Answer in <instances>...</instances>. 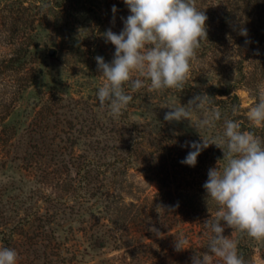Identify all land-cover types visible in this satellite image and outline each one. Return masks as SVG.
<instances>
[{"label": "trees", "instance_id": "obj_1", "mask_svg": "<svg viewBox=\"0 0 264 264\" xmlns=\"http://www.w3.org/2000/svg\"><path fill=\"white\" fill-rule=\"evenodd\" d=\"M51 2V5L56 8L63 6L77 16L85 14L93 19L97 17L101 5L98 0H52ZM196 2L197 7L203 10L208 17L206 21L207 40L203 41L197 50V57L192 63L189 75L190 82L195 83L197 88L195 89L194 85L187 80L181 92L191 93L194 90L196 94L206 93L210 96L211 107L220 111L221 119L215 122V132L212 133L209 141L222 134L225 119L236 120L241 124L242 131H252L264 138V127H256L247 119L246 110L241 107L237 93L238 90L245 89L256 98L264 85V72L261 73L251 68V65L264 53V0H196ZM40 9L42 7L37 0L32 2L0 0V11L7 13L5 22L8 27L0 31V123L10 116L34 78L43 73L39 66L38 53L34 51L37 48V34L33 23L35 12ZM242 29L247 30V36L240 34ZM219 42L223 44L217 47ZM243 51H248L251 55H245ZM257 52L259 54H256ZM227 53H233L236 57L232 63H227L224 58L217 59L218 56L223 57V54L225 56ZM40 95V107L37 113L42 114L41 118L44 120L40 121L35 128H31L23 136H18L13 127L0 128V144L10 143L5 151L11 154L9 161L23 171H32L40 166L37 160H30V156L35 159L33 152L35 146L30 140L33 133L49 134L50 131L46 124L49 117H53L57 122L62 110L70 112L76 108L80 110L82 106L88 108L95 106L85 101L65 98L53 88L48 92H41ZM233 106L239 109L235 114L232 112ZM128 114L127 108L119 116L120 131L111 127L113 126L112 119L105 117L103 113L100 114L103 117L102 120L92 119L87 123L84 121L81 122L83 124H79L78 128L75 125L71 126V123L68 126H66L67 122L64 123L68 127V132L62 127H51L56 129L57 137L54 138L56 141L61 142L60 138L67 135L74 138L82 136L88 141L84 149L88 152L87 154L70 156L66 161H63L61 153L65 145L60 146V150L59 145L57 143L55 145L56 150L53 152L56 154L52 155L50 161L59 168L66 167L67 169L69 165L68 169H74L75 176L70 186L71 195L53 199L52 215L56 212L61 213V211H70L79 217H82L83 213L89 215L88 220L82 218L81 223H89L87 226L88 247L92 252L100 251L101 254H107L113 250L125 249L122 260L119 257L102 258L98 259L95 264H148L151 257L154 260V255L157 254L156 249H152L153 241L149 240L150 236H155L156 232L150 229L155 228L159 232L167 233V236H173L179 235L178 227L185 223L193 227L192 223H189L194 221L193 208L183 209L184 214L181 217L179 208L173 203L178 197L191 201L193 195L187 192L176 196L172 186L174 174L168 162L175 155L183 156L181 145L186 140L181 141L177 138L179 137L176 134L178 132H172L173 130L160 129V134L153 133L142 122L130 120ZM74 134L77 135L74 136ZM45 138L43 137L44 142ZM26 139L27 141L24 142ZM49 140L51 141V138ZM193 141L202 142L199 139ZM71 145L73 147L75 141H72ZM96 149H98L97 152ZM201 153L206 161L203 162L202 158L197 157L202 162L198 172L202 182L200 197L214 201L208 198L203 184L208 179V170L215 167L218 160L223 159V151L215 144H209ZM224 163L223 160L218 161V166L222 168ZM132 166L140 168L145 178L156 180L159 184L160 190L155 199L161 207L158 210V220L153 217V212L145 202L132 200L127 203L119 194H114L111 190L112 183L108 174L117 169L123 173ZM0 168H4L3 163L0 164ZM70 178L62 179V185L64 186V182L68 180L71 181ZM217 210L218 205L216 204V207L210 210L213 215L210 217L211 220L215 219ZM46 214L49 215V211ZM115 219L118 221L115 222ZM69 230L73 232L71 226ZM201 231L204 233L203 236L212 234L206 225L201 228ZM230 231H233L235 236H248L236 229L230 228ZM12 235L10 232L8 238L2 237L3 247H8L10 242L13 243ZM40 238H43L41 240L46 241V246H49L52 240H55V235L52 231L43 229ZM37 243L34 240L32 244ZM32 244L30 242V245ZM40 245H43L42 242ZM12 246H18V244H12ZM56 249L58 250L56 256L61 259L62 263H72L70 259L82 255L73 252L67 260L66 257H61L59 247ZM260 251L264 256V241ZM125 255L129 256L128 260H125Z\"/></svg>", "mask_w": 264, "mask_h": 264}, {"label": "rangeland", "instance_id": "obj_2", "mask_svg": "<svg viewBox=\"0 0 264 264\" xmlns=\"http://www.w3.org/2000/svg\"><path fill=\"white\" fill-rule=\"evenodd\" d=\"M25 1L32 2L34 0ZM37 1L42 9L35 12L33 25L36 27L37 48L34 51L38 53L39 66L43 73L34 78L31 86L22 94L10 116L3 123H0V128L13 127L18 136H23L31 128H35L40 121L44 120L41 118L42 114L37 113L40 107L39 96H41V92H48L51 88L65 98L85 101L95 106L90 108L82 106L80 110L76 108L70 112L62 110L57 122L53 117L46 120L49 134L41 133L38 135L33 133L30 142L35 146L33 149L35 159L30 156V160H37L40 163L37 169L23 171V169L15 167L9 161L11 154L5 152L10 143L0 144V164L3 163L4 166L3 169L0 168V246H4L1 241L2 237L8 238V233L12 232V244H18V246H12L10 242L8 247L15 249L19 254L18 264H95L98 259L112 257H119L122 260L125 249L113 250L107 254L90 250L87 227L89 223H81L82 218L88 220L89 215L83 213V216L79 217L70 211L56 212L52 215L53 199L71 195L70 186L72 178L75 176L74 169H68L69 165H67V169L66 167L59 168L50 161L52 155L56 154L53 152L56 150L55 145L56 143L59 145V150L61 149L60 146L65 145L64 148L62 147L61 153L63 154V161H66L70 156L87 154L88 152L84 149H86L88 141L82 136L74 138L70 135L62 136L61 142L56 141L54 139L57 137L55 135L56 129L51 127H62L68 132L66 126L69 123L78 128L79 124H83L81 122L87 123L92 119L102 120L103 117L100 114L103 113L105 117L112 119L113 126L111 127L120 131V117L112 116L107 105L101 107L99 104L97 91L107 81L102 73L97 70L95 57L102 56L106 62H111L115 47L110 42H105L103 33L111 28L113 32L118 34L124 27L121 18H126L130 12L123 0H98L101 5L97 17L93 19L85 14L77 16L63 6L56 8L51 5L52 0ZM113 5L118 10L115 13L114 23ZM5 19H7V13L2 10L0 11V31H4L5 28L8 29ZM222 44L219 42L216 46ZM244 53L248 56L251 55L248 51H243ZM222 58L226 59L227 63H232L236 57L233 53L217 57V59ZM251 66L253 70L263 73L264 53ZM188 82L194 85L195 89L197 88L195 83L190 82V77ZM149 83L145 80L146 85ZM262 89H264V85ZM193 91L185 93L175 89L152 90L150 87L135 92L129 90L132 99L127 107L129 110L128 117L130 120L142 122L156 134L161 133L160 129L163 131L173 130L172 132H178L176 133L179 136L177 138L181 141L193 142L196 139L202 140L201 138L210 140L212 133L215 132V125L205 128L197 127L198 122L208 114L207 105L203 109L194 110L190 120L180 122L164 120V115L171 111L170 108L186 106L188 101L197 95ZM237 93L241 107L246 110L247 114V110L255 97L251 96L245 89H240ZM43 137H46L45 142ZM72 141H75L73 147ZM184 145L185 143L181 145L183 156L175 155L168 162L174 174L172 186L176 196L187 192L193 195L191 201L182 200L179 197L173 201L179 208V216L181 217L184 214L183 209L186 207L193 208L194 215L192 218L194 221L189 222L192 223L193 227L185 223L178 227L179 235L167 236V233L159 232L163 235L150 236L149 240L153 241L152 249H156L157 254L154 255V260L151 257L148 264H192L191 258L194 255L208 252L207 244L212 234L203 236L204 233L201 228L205 226L202 223L207 222L213 216L210 210L216 207V202L200 197L202 182L198 172L202 162L201 159H197L195 167L182 164L181 161L192 150L190 144ZM198 157L202 158L203 162L206 161L202 153ZM108 177L112 183L111 190L114 194H119L127 203L132 200L145 202L150 211L153 212V217L158 220L159 207H157L158 204L155 199L158 197L157 193L160 187L156 180L145 178L140 168L135 166L129 167L123 173L117 169L109 173ZM69 178L71 181L64 182L65 185L63 186L62 179ZM47 211H49V215L46 214ZM40 216H42L41 219ZM113 217L115 216L113 215ZM114 221L117 222L118 220L115 219ZM42 226L45 231H52L55 235V240H52L49 246H46L47 242L40 238ZM69 226L73 232H69ZM83 229L84 231H82ZM224 235L235 240L237 245L239 244L238 253L243 255L246 264H264V256L260 251L264 239L256 240L249 236H235L228 227L225 229ZM34 240L38 243L32 244ZM180 240H187L188 243L182 245L186 249L176 251L175 244ZM40 242L43 245H40ZM56 247H59L61 257H66L67 260L70 259L73 252L82 255L70 259L73 261L72 263H62L61 259L56 256L58 253ZM128 257L125 255V260H128ZM217 264H222V262L217 261Z\"/></svg>", "mask_w": 264, "mask_h": 264}, {"label": "clouds", "instance_id": "obj_3", "mask_svg": "<svg viewBox=\"0 0 264 264\" xmlns=\"http://www.w3.org/2000/svg\"><path fill=\"white\" fill-rule=\"evenodd\" d=\"M130 14L121 18L123 29L117 34L111 28L103 33L106 43L115 47L111 62L96 56L97 70L107 81L97 91L101 107L108 106L112 116L119 117L127 109L132 92L145 87L152 90H182L192 70L201 43L207 40L208 17L197 7L196 0H123ZM115 5L112 7L113 23ZM241 35L247 36L242 29ZM248 41H246L247 43ZM256 54H259L258 52ZM145 80L149 84H145ZM206 93L195 95L186 106L170 108L164 115L168 122L190 120L192 112L208 106V114L198 128L214 126L221 119L218 109L209 103ZM239 111L233 106L232 112ZM247 119L256 127H264V89L259 90L247 110ZM191 151L181 161L195 167L197 157L209 144L223 151V167L208 170L203 184L208 198L218 205L214 220L205 225L212 233L208 252L194 255L192 264H246L238 253L237 242L224 235L225 227L239 230L256 240L264 239V138L252 131H242L241 124L225 119L222 134L212 141L185 142ZM161 208L160 206H158ZM163 209V208H162ZM159 233L158 229H150ZM187 240L177 241L176 251ZM19 254L10 247L0 246V264H18Z\"/></svg>", "mask_w": 264, "mask_h": 264}]
</instances>
